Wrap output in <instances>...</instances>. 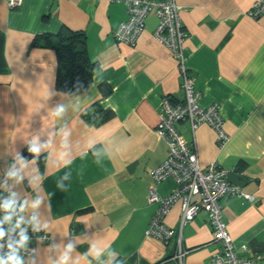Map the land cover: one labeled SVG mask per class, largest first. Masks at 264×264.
Masks as SVG:
<instances>
[{"label": "crops", "instance_id": "0c3cea01", "mask_svg": "<svg viewBox=\"0 0 264 264\" xmlns=\"http://www.w3.org/2000/svg\"><path fill=\"white\" fill-rule=\"evenodd\" d=\"M255 1L175 0L199 105L220 106L229 138L218 145L205 124L194 133L185 122L176 129L195 145L202 169L217 162L231 185L254 198L220 201L242 258L264 257V15H246ZM126 19L124 5L106 1L22 0L15 9L0 1V197L39 199L24 221L36 216L53 238L28 241L36 253L26 264H55L70 243L67 264H207L219 249L204 213L180 228L177 204L164 219L171 243L144 236L157 207L147 199L149 172L167 158L155 133L161 99L182 102L184 94L177 62L153 38L157 19L147 17L133 47L113 38ZM63 27L84 35L98 66L89 88L74 96L55 87L54 51L33 45ZM155 190L169 195L175 183ZM179 235L188 251L181 263L172 259Z\"/></svg>", "mask_w": 264, "mask_h": 264}, {"label": "built area", "instance_id": "2783aa9c", "mask_svg": "<svg viewBox=\"0 0 264 264\" xmlns=\"http://www.w3.org/2000/svg\"><path fill=\"white\" fill-rule=\"evenodd\" d=\"M9 9L20 6L22 0H0ZM95 2L106 1L107 3L122 4L125 6L127 19L119 25L113 33L116 43L133 47L143 32L145 20L149 16L157 19V26L153 32L155 41L165 47L177 62V70L182 77V91L184 99L182 102H171L165 96L161 99L159 107V121L155 133L163 140L167 147V158L157 168L149 172L151 185L148 189V202L155 204V213L144 231L146 238H152L168 245L173 241L174 232L168 228L164 219L174 205H179L181 211L180 228L191 222L196 215L204 213L212 231V242L217 244L219 249L214 252L207 264H264V257L242 258L236 253L233 241L227 233L226 224L222 220L220 201L230 196H236L252 202L254 198L241 193L238 186L231 185L227 181V171L223 170L217 162L210 163L205 169L199 165L198 155L193 143H187L177 131L176 125L188 123L192 133L205 124L209 126L216 135L217 144L223 146L228 141V135L224 130V120L221 116L220 106L216 103L208 107H201L199 101L201 94L195 89L194 78L188 74L183 54V44L186 34L179 17L180 7L175 0H94ZM247 17L252 20L259 19L264 15V0H256ZM171 179L175 183V190L166 196H160L156 185ZM11 196L0 197V203ZM18 206L20 204L17 199ZM5 213L0 211V221ZM19 210L13 216L11 224H15L20 218ZM23 215V214H22ZM24 220V216H23ZM21 227L26 228L28 241H36L44 244H51L53 238L48 235L42 227L34 230L25 222ZM6 235L0 244V254L8 252L7 234L10 225L3 224ZM20 229L11 233V238L17 240ZM176 252L172 259L181 263L188 251L182 248L181 236L175 241ZM36 250L27 246L21 250L20 255L24 258L25 264L29 257L35 255Z\"/></svg>", "mask_w": 264, "mask_h": 264}, {"label": "trees", "instance_id": "16d2710c", "mask_svg": "<svg viewBox=\"0 0 264 264\" xmlns=\"http://www.w3.org/2000/svg\"><path fill=\"white\" fill-rule=\"evenodd\" d=\"M33 45L54 51L57 63L55 79L57 91L74 96L89 88L98 66L87 55L85 37L82 33L63 27L56 35L36 39Z\"/></svg>", "mask_w": 264, "mask_h": 264}, {"label": "clouds", "instance_id": "9594fccd", "mask_svg": "<svg viewBox=\"0 0 264 264\" xmlns=\"http://www.w3.org/2000/svg\"><path fill=\"white\" fill-rule=\"evenodd\" d=\"M30 151L35 153L38 151L35 144L32 145L30 148ZM12 175H15V173H12ZM40 204V200L37 199L31 203V205L28 204L27 201H24L23 203L19 204L17 203V198L15 194L11 195L8 199H5L2 203H0V211H3L5 213L3 220L0 221V241H3L6 235V231L3 228L4 223H8L10 225V228L7 231V234L9 236L8 242H7V248L8 252L6 254H0V264H25L24 258L20 255L21 250H26L27 248V242L28 237L26 235V228L21 227L22 224H25V221L23 220V213L26 209V207H32L36 208ZM17 209L19 210L20 218L16 220V223L13 225L11 224V221L13 219V216L17 215ZM27 224L31 225L34 230H38L39 222L36 218V216H33ZM46 227V226H45ZM16 229H20L19 231V237L17 240H13L11 238V233L14 232ZM4 245L0 244V248H3ZM74 245L71 243L67 246V249L64 253V255L55 262V264H67V261L69 259L68 252L72 250Z\"/></svg>", "mask_w": 264, "mask_h": 264}]
</instances>
